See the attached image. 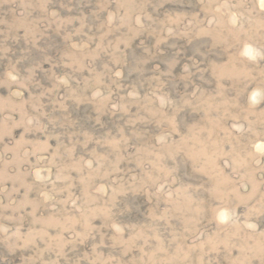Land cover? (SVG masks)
<instances>
[{"label": "rangeland", "instance_id": "rangeland-1", "mask_svg": "<svg viewBox=\"0 0 264 264\" xmlns=\"http://www.w3.org/2000/svg\"><path fill=\"white\" fill-rule=\"evenodd\" d=\"M0 264H264V0H0Z\"/></svg>", "mask_w": 264, "mask_h": 264}]
</instances>
